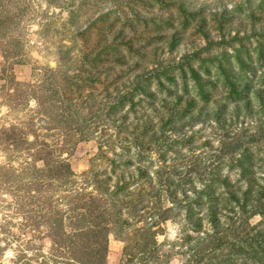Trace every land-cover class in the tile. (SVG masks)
Returning <instances> with one entry per match:
<instances>
[{"label":"rangeland","instance_id":"374dc122","mask_svg":"<svg viewBox=\"0 0 264 264\" xmlns=\"http://www.w3.org/2000/svg\"><path fill=\"white\" fill-rule=\"evenodd\" d=\"M261 5L262 0H0V137L15 128L13 137L27 141L18 147L0 142V264H74L71 239L59 242L52 229L56 218L68 232L78 224V200H71L77 192L81 215L88 214L82 203L91 195L93 208L106 212L93 216L100 229L111 226L105 264H186L199 237L214 230L205 195L202 204L194 202L203 229L195 232L187 219L195 191L217 180L216 195L224 199L225 178L242 191L250 181L263 184L264 138H251L264 133V85L255 79L252 94L236 103L218 85L205 89L207 101L189 71L198 70L202 84L217 78L211 60L233 48L209 49L211 42L247 37L248 47H255L256 34L264 35ZM248 54L253 62L255 52ZM178 65L185 67L189 93L181 70L168 72L172 80L163 74ZM139 76L148 81L135 91ZM120 96L128 100L119 104ZM188 100L194 102L191 113L180 121L172 117ZM240 141L246 144L233 162L227 152ZM43 148L49 163L67 161L74 175L68 182L45 181L37 203L29 187L39 177L33 155ZM245 152L251 174L237 164ZM125 184V192L113 193ZM221 198L219 208L225 204ZM129 199L139 200L135 211L126 205ZM171 207V218L156 225L154 241V230H147ZM217 218L228 220L224 208ZM261 220L256 216L252 224ZM94 225L81 217V229ZM99 228V238L83 236L81 246L102 241ZM146 248H154L152 255ZM214 257L222 261L216 264L256 261L228 251L208 261ZM85 259L92 258L81 248Z\"/></svg>","mask_w":264,"mask_h":264},{"label":"trees","instance_id":"16d2710c","mask_svg":"<svg viewBox=\"0 0 264 264\" xmlns=\"http://www.w3.org/2000/svg\"><path fill=\"white\" fill-rule=\"evenodd\" d=\"M262 8H264V0H262ZM261 8V9H262ZM264 10V9H263ZM257 38V44L253 48H249L248 44L245 43V38H239L234 37L230 40H222L220 43H210V48L214 46H218L221 44L228 45L231 49L233 48V52L227 51L228 48H225V51L221 53V55L214 57L211 62L214 64H217V70L219 71L218 76L215 80H208L206 83H201L202 81V74L196 70V69H190V76L193 80H195V88H199V94L201 97L208 101L210 92L205 89H211L216 90L218 85L223 88L224 96L226 100L232 103H236L241 100H246L252 93V89L254 87L255 79L259 78V83L261 86L264 85V35L256 34ZM178 38L176 35L172 38V44H177ZM253 50L256 55V59L252 62L249 60V54ZM11 64V63H10ZM16 64V62H15ZM203 66V65H202ZM210 65L205 66V71L207 74H211V69L209 68ZM185 67L182 65V67L179 65L175 68L170 69H164L163 74L167 76L168 80H172V76L169 74H172V72L176 70H181L183 73V77L185 78L184 87L186 91L189 93V84L187 82V78L185 75ZM169 72V74H168ZM175 72V71H174ZM144 80L148 81V78L145 76H139L136 79L135 85V91H138L139 88L143 86L142 84L145 83ZM137 93V92H135ZM251 93V94H250ZM130 94V93H129ZM125 100L127 99V96H120L117 98V102L119 104H124ZM227 101V102H228ZM194 106L193 100L187 101V107L186 109L180 111L177 110L173 112L171 115L175 119L178 118L180 121L185 116L189 115L191 113V107ZM66 114L67 110H66ZM70 115V114H69ZM4 136L0 137V142L6 143L8 146H14L18 147L16 144H23V142H27L25 139L22 141L20 140L21 137H13L16 133V129L12 128L11 130H4ZM18 135V134H17ZM264 138V133H261L257 136L252 137L251 141H257ZM21 141V142H20ZM243 144H246L244 141L238 142L236 146H234L231 150H229L227 153L231 154V160L235 162V155L236 151H238V147L243 146ZM46 151L47 153H44ZM248 151V150H245ZM50 155L46 148H43L41 150H37L36 153L33 155V166L32 168L35 169L38 173V179L34 181L33 187H29L30 191H32V188H34V195L31 196V198L36 197L37 203H39V199H42V196L40 195L41 186L45 181H52L56 178H59L62 182H68L72 180V177L74 175V170L72 169V165L64 160L61 159H54V161H51V163L48 162ZM250 154L249 153H243V156L240 157V159H237L238 165L241 166V169L243 172L251 174L252 171L250 170V165L246 166L245 163L249 159L250 160ZM237 158V157H236ZM262 163L264 164V156H262L261 159ZM41 162L42 167H38L37 163ZM232 168L235 166L231 163L230 165ZM217 180H212L209 183H206L205 188L203 190H196L194 195H197L195 197H189L191 200L187 207V219L189 223L192 226V229L195 232H199L203 229V218L202 217H196L198 214V211L196 209V204H202V200L204 199V195L206 196V201L210 203L209 209L210 214H208L209 219L211 222L214 223V230L213 232H207L203 237H199L200 244L195 248V250H192L193 252L189 256V260L186 264H216L215 262L216 258H209V255H214L216 253H220L223 251L228 252H237V253H245L249 257H255L256 261L254 264H264V230L261 229L256 232L257 228L261 225H264V179L263 184L260 182H257L256 180L250 181V186L247 187L245 190L242 191V189L237 188L232 181L229 178H225L222 181V184L226 186V190L224 191V199L221 198V196L216 195L217 192ZM254 189L257 193L256 197L254 195ZM127 190V184L125 185H116L114 194H119L121 191ZM125 192V191H124ZM29 194V193H28ZM129 196V195H126ZM74 197L78 200V207L79 210L78 216L75 218L77 221V225H75L71 232L66 231L64 227H61L62 219L56 218V224L53 226L52 229V235H54L57 240L60 242V238L63 239H71L69 242V250L70 253H73V256L76 259L72 258V263L76 264H105V261L108 257V242H109V235L111 234V226L109 224H105L101 227V229L98 227L97 221L93 219L94 214L97 216H105L106 212L103 210L96 211L93 208V203L96 202L95 197L93 195L88 196L86 200L82 203L83 208L86 209V211L91 213L89 214H82L81 215V192H77L75 195H72L71 200L75 202ZM220 198L225 203L223 207L219 208L220 204ZM121 201L124 202V199L121 198ZM130 200V199H129ZM142 200V199H141ZM139 201V200H138ZM130 200L126 205L130 206V208L134 211L138 208L139 202ZM84 204V205H83ZM173 207L166 209L164 212L161 211V215H159L158 223L155 222L151 229L147 230L153 231L154 241L156 240V225L161 226L163 222H166L171 217L168 216V213L171 212ZM221 208H224V211L227 214L228 220L222 223L218 220L217 215ZM94 209V210H93ZM92 216V217H91ZM260 216L261 221L257 225L252 224V220L256 217ZM81 217L84 220H91V222L94 225L93 228H86L83 227L81 229ZM95 218V217H94ZM97 219V218H96ZM215 219V220H213ZM72 221V220H71ZM70 221V222H71ZM116 224L123 226V223L119 221V219L116 221ZM98 228L102 233H104V237L102 238V241L100 239H96L92 244H89L88 242H84L83 246H81V237H95L99 238L97 234ZM255 233V234H254ZM254 234V235H253ZM152 235V233H151ZM253 235V236H252ZM188 239H192V235H187ZM73 241V242H72ZM156 245V243H154ZM248 247V251H245V248ZM58 248V247H57ZM81 248L84 250V252L87 253L88 256H90L92 259L87 260L85 259L84 262H81ZM59 249H62L59 248ZM154 249V248H153ZM152 250L146 248V252L150 253L152 255ZM64 250V249H62ZM102 251V253H101ZM78 254V255H76ZM77 259L79 261H77ZM224 262H226L224 260ZM41 264H48L47 262H42Z\"/></svg>","mask_w":264,"mask_h":264}]
</instances>
